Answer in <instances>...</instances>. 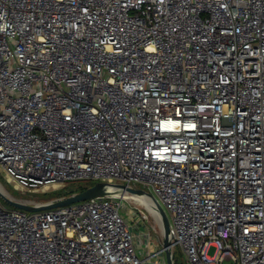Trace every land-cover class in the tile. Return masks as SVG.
<instances>
[{"label":"built area","instance_id":"obj_1","mask_svg":"<svg viewBox=\"0 0 264 264\" xmlns=\"http://www.w3.org/2000/svg\"><path fill=\"white\" fill-rule=\"evenodd\" d=\"M0 163L22 190L144 189L188 264H264V0H0ZM120 191L0 197V264H167Z\"/></svg>","mask_w":264,"mask_h":264},{"label":"rangeland","instance_id":"obj_2","mask_svg":"<svg viewBox=\"0 0 264 264\" xmlns=\"http://www.w3.org/2000/svg\"><path fill=\"white\" fill-rule=\"evenodd\" d=\"M97 181L93 179H80V180H72L66 183L64 186H60L58 188H52V186L48 188H40V189H18L15 186V182H10L7 178V173L3 165L0 163V185L3 186V188L7 191L8 194L11 196L23 200L28 201L31 203H45L60 197L68 196L63 195L65 192L68 191H76L78 192L80 188L84 186H91L92 184L96 183ZM52 185V184H51ZM62 194V195H61ZM136 194L139 193H128V197H131L130 201L126 200L124 203L123 209H121L122 214H124L127 218H129V209L135 208L134 205L138 204L142 207H144L149 212V218L146 221L141 220H133L132 219V226L136 229L137 234L140 236L142 234V229H145L148 231V233L151 235V243L149 244V247L145 248V255H151L153 254V251L157 248H159L160 244L163 241V233L161 228V223L159 219L152 214V212L149 209V206L145 203H140L139 198ZM142 195V194H139ZM2 204L6 209L14 208L10 204L6 203L2 200ZM132 218V217H131ZM147 241V238L144 237L143 241ZM144 248V246H142ZM175 256V263L176 264H188L186 255L183 251V249L180 246H176V248L173 251ZM209 255H213V252H209ZM165 256V254H164ZM166 258V257H165ZM157 260V257H153V262L151 264H155L154 261ZM221 264H232L231 261L225 260Z\"/></svg>","mask_w":264,"mask_h":264},{"label":"water","instance_id":"obj_3","mask_svg":"<svg viewBox=\"0 0 264 264\" xmlns=\"http://www.w3.org/2000/svg\"><path fill=\"white\" fill-rule=\"evenodd\" d=\"M116 188V189H112ZM121 189L131 192L139 193L142 195H148L157 205V212L161 220V227L163 233V247L165 249L166 261L167 264H176L175 256L173 253V243L172 236L170 235V218L168 213L165 211L163 206L160 204L158 199L150 192L145 191L144 189L128 187L126 184L122 183H111L105 181H97L94 185L87 187L82 191L72 193L71 195L60 197L45 203H31L28 201H23L17 199L7 192H3L0 189V197L3 201L10 204L14 208H20L27 211H39L47 210L56 207L66 206L77 202H82L98 196H107V195H120L122 192Z\"/></svg>","mask_w":264,"mask_h":264},{"label":"bare ground","instance_id":"obj_4","mask_svg":"<svg viewBox=\"0 0 264 264\" xmlns=\"http://www.w3.org/2000/svg\"><path fill=\"white\" fill-rule=\"evenodd\" d=\"M0 189L3 191V192H7L4 188H3V186H1L0 185ZM113 190L114 189H116V188H112ZM137 195V197L139 198V202L140 203H145V204H147L148 206H149V209H150V211L152 212V214H154V216H156L158 219H159V221H160V223H161V220H160V218H159V214H158V212H157V205H156V203L154 202V200H152V198H150V197H145V196H143V195H139V194H136Z\"/></svg>","mask_w":264,"mask_h":264},{"label":"trees","instance_id":"obj_5","mask_svg":"<svg viewBox=\"0 0 264 264\" xmlns=\"http://www.w3.org/2000/svg\"><path fill=\"white\" fill-rule=\"evenodd\" d=\"M95 184V183H94ZM94 184H92V185H94ZM91 185V186H92ZM88 186H84V187H82V188H80L79 189V191H82V190H84V189H86ZM76 191H74V190H72V191H68V192H65L63 195H71L72 193H75ZM62 195V194H61Z\"/></svg>","mask_w":264,"mask_h":264}]
</instances>
